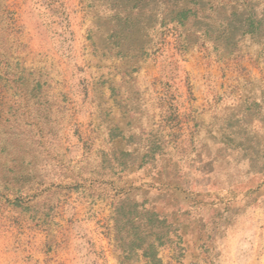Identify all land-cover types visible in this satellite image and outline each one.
<instances>
[{"label": "rangeland", "instance_id": "1", "mask_svg": "<svg viewBox=\"0 0 264 264\" xmlns=\"http://www.w3.org/2000/svg\"><path fill=\"white\" fill-rule=\"evenodd\" d=\"M147 6L0 0V264H151L128 213L158 264H264V39L217 55Z\"/></svg>", "mask_w": 264, "mask_h": 264}, {"label": "trees", "instance_id": "2", "mask_svg": "<svg viewBox=\"0 0 264 264\" xmlns=\"http://www.w3.org/2000/svg\"><path fill=\"white\" fill-rule=\"evenodd\" d=\"M125 1L130 11L123 16L118 14L121 29H139L141 19L147 12L149 17L156 16L155 8L147 6L155 0ZM154 6L159 8L161 4L154 3ZM159 13L163 16V25L175 24L183 29L187 46L194 42V46L211 50L221 56L237 53L245 37L250 36L260 42L264 39V0H162ZM146 212L157 217L155 212ZM125 218L124 225H131V229L135 230L128 231L129 235L136 238L123 251L130 254L140 250L149 263L161 262L153 241L147 239L149 233L145 235L143 232L147 228L145 215L131 216L128 213ZM136 240H140V243H136ZM144 242H147V247H144Z\"/></svg>", "mask_w": 264, "mask_h": 264}]
</instances>
